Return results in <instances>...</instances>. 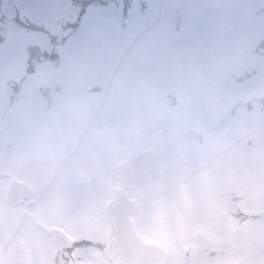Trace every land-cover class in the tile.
Returning a JSON list of instances; mask_svg holds the SVG:
<instances>
[{"label": "rangeland", "instance_id": "rangeland-1", "mask_svg": "<svg viewBox=\"0 0 264 264\" xmlns=\"http://www.w3.org/2000/svg\"><path fill=\"white\" fill-rule=\"evenodd\" d=\"M74 2L123 18L70 50L59 26L35 16L33 0H0V219L14 218L10 178L87 170L99 173L97 185L112 173L124 186L117 164L153 151L158 168L129 192L167 245L165 264L231 263L202 254L211 245L264 264V0ZM225 111L236 116L224 126ZM90 128L102 149L85 147ZM241 204L256 221L242 217L236 237L222 213Z\"/></svg>", "mask_w": 264, "mask_h": 264}, {"label": "flooded vegetation", "instance_id": "flooded-vegetation-1", "mask_svg": "<svg viewBox=\"0 0 264 264\" xmlns=\"http://www.w3.org/2000/svg\"><path fill=\"white\" fill-rule=\"evenodd\" d=\"M101 122L91 125L97 129ZM90 130L93 132V128ZM99 140V135L93 132L86 137L85 147L102 149L105 144ZM49 173L52 174L48 176L49 185H43L47 181L46 175L37 180L40 175H35V172L29 175L31 179L28 180L14 177L26 183L27 193L17 196L14 204L10 205L14 207V218L6 220L9 221L7 225L0 219V264H113L105 251L112 225L108 207L115 198L116 189L112 173L100 185H97L99 173L94 171L85 170L76 176L61 169ZM67 181L69 185L66 186ZM135 199L137 206L130 217L136 231L146 241L162 244L161 240L151 236L153 226L147 224L144 204ZM241 208L239 206L240 211ZM229 219L234 222L232 232L236 237L240 236L242 218ZM20 237L22 244L26 243L23 249L19 248ZM211 246L202 250L208 257H226L231 262L228 264L243 263L229 252L215 251Z\"/></svg>", "mask_w": 264, "mask_h": 264}, {"label": "water", "instance_id": "water-1", "mask_svg": "<svg viewBox=\"0 0 264 264\" xmlns=\"http://www.w3.org/2000/svg\"><path fill=\"white\" fill-rule=\"evenodd\" d=\"M159 155L153 151H140L117 165V171L126 186L138 191L158 167ZM26 183L11 179L7 188V199L14 203L17 196L26 194ZM137 202L130 199L124 188H116L115 198L109 204L112 221L109 243L105 249L114 264H164L167 251L165 247L143 240L136 232L130 218Z\"/></svg>", "mask_w": 264, "mask_h": 264}, {"label": "snow or ice", "instance_id": "snow-or-ice-1", "mask_svg": "<svg viewBox=\"0 0 264 264\" xmlns=\"http://www.w3.org/2000/svg\"><path fill=\"white\" fill-rule=\"evenodd\" d=\"M31 7L35 16L45 25L59 26L63 32L62 44L70 50L85 44L100 28L115 24L123 18L108 8L76 4L74 0H33ZM14 51L9 48L8 54Z\"/></svg>", "mask_w": 264, "mask_h": 264}, {"label": "trees", "instance_id": "trees-1", "mask_svg": "<svg viewBox=\"0 0 264 264\" xmlns=\"http://www.w3.org/2000/svg\"><path fill=\"white\" fill-rule=\"evenodd\" d=\"M175 27L177 28L176 30H179V28L177 27V25H175ZM260 40H262L261 41V43L258 45V43L256 44V46L258 45V48H262V49H264V39L261 37L260 38ZM259 40V41H260ZM255 46V47H256ZM247 54H248V52H247ZM252 54H257V53H252ZM264 56V53H260V56ZM30 68H31V65H30ZM244 75L242 74V76H241V79H242V77L243 78H246L248 75H249V71L248 70H245L244 72ZM245 73H247V75L245 74ZM248 78V77H247ZM238 79V78H237ZM12 83H14V85H15V81H14V79H11V80H8V82L6 81V85L7 86H9V87H12V89H13V91H14V89L16 88V85L13 87V85H12ZM17 89V88H16ZM174 101H175V99H174ZM238 102H242V101H238ZM236 105H238L237 103H235ZM173 105H176L175 104V102L173 103ZM244 105L246 106L245 108H244V110H246V112L248 113V114H252L253 112L251 111V102L250 101H248L247 103L246 102H244ZM242 106V105H241ZM231 108H233V106L231 107ZM228 109V111L230 110V108H227ZM225 112H227V111H225ZM229 112H231V113H233V110H231V111H229ZM229 112H227V114L228 115H225V117H227V116H230V117H235L236 116V113H235V115H231ZM245 112V111H244ZM227 120H228V117L227 118H223V120H222V125H226L227 124ZM203 140H204V138H203ZM197 140H193V142H196ZM249 143L251 144V145H254L255 144V142L254 141H252V140H249ZM264 145V144H263ZM246 153V152H245ZM248 213H246L245 211H241V214H240V218H242V217H248V216H250V217H248V218H251L252 220H254L252 217H251V214L250 215H248ZM235 217H239V213H236L235 214V216H234V218ZM261 219V220H260ZM254 221H256V220H254ZM257 221H262V223L264 222V218L261 216V215H257Z\"/></svg>", "mask_w": 264, "mask_h": 264}]
</instances>
